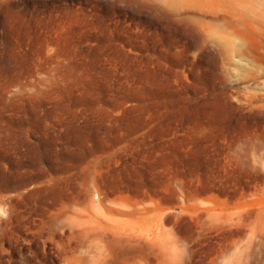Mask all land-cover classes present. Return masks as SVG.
I'll list each match as a JSON object with an SVG mask.
<instances>
[{
	"label": "rangeland",
	"instance_id": "rangeland-1",
	"mask_svg": "<svg viewBox=\"0 0 264 264\" xmlns=\"http://www.w3.org/2000/svg\"><path fill=\"white\" fill-rule=\"evenodd\" d=\"M0 264H264V0H0Z\"/></svg>",
	"mask_w": 264,
	"mask_h": 264
},
{
	"label": "bare ground",
	"instance_id": "bare-ground-1",
	"mask_svg": "<svg viewBox=\"0 0 264 264\" xmlns=\"http://www.w3.org/2000/svg\"><path fill=\"white\" fill-rule=\"evenodd\" d=\"M6 214V213H5Z\"/></svg>",
	"mask_w": 264,
	"mask_h": 264
}]
</instances>
